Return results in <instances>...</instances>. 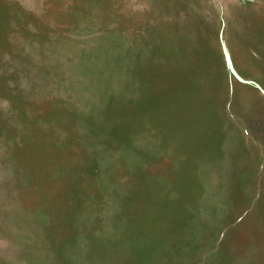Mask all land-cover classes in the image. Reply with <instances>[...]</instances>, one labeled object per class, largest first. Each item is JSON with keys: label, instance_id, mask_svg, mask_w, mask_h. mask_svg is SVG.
<instances>
[{"label": "rangeland", "instance_id": "rangeland-1", "mask_svg": "<svg viewBox=\"0 0 264 264\" xmlns=\"http://www.w3.org/2000/svg\"><path fill=\"white\" fill-rule=\"evenodd\" d=\"M0 264H264V0H0Z\"/></svg>", "mask_w": 264, "mask_h": 264}]
</instances>
